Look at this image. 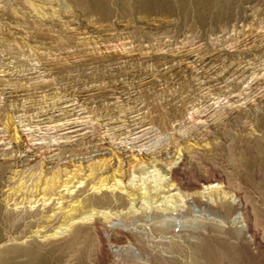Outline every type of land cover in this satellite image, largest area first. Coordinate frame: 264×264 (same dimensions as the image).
Returning a JSON list of instances; mask_svg holds the SVG:
<instances>
[{"label":"rangeland","instance_id":"1","mask_svg":"<svg viewBox=\"0 0 264 264\" xmlns=\"http://www.w3.org/2000/svg\"><path fill=\"white\" fill-rule=\"evenodd\" d=\"M0 264H264V0H0Z\"/></svg>","mask_w":264,"mask_h":264},{"label":"bare ground","instance_id":"2","mask_svg":"<svg viewBox=\"0 0 264 264\" xmlns=\"http://www.w3.org/2000/svg\"><path fill=\"white\" fill-rule=\"evenodd\" d=\"M219 102V101H218ZM207 185V189H214L215 187H217L218 184H216V181H207L206 182ZM227 202V201H226ZM17 205V204H16ZM17 207V206H16ZM103 212V211H102ZM96 213V212H95ZM94 215V214H93ZM107 216V215H106ZM236 217V216H235ZM64 225V224H63ZM57 230V229H56ZM58 231V230H57ZM46 235V234H45ZM47 238V237H46ZM11 240V239H10Z\"/></svg>","mask_w":264,"mask_h":264}]
</instances>
